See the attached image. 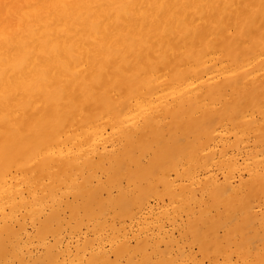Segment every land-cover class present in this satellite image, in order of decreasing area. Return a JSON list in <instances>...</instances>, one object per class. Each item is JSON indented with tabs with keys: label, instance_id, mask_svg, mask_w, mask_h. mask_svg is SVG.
Instances as JSON below:
<instances>
[{
	"label": "bare ground",
	"instance_id": "obj_1",
	"mask_svg": "<svg viewBox=\"0 0 264 264\" xmlns=\"http://www.w3.org/2000/svg\"><path fill=\"white\" fill-rule=\"evenodd\" d=\"M4 3L0 264H260L264 0Z\"/></svg>",
	"mask_w": 264,
	"mask_h": 264
},
{
	"label": "snow or ice",
	"instance_id": "obj_2",
	"mask_svg": "<svg viewBox=\"0 0 264 264\" xmlns=\"http://www.w3.org/2000/svg\"><path fill=\"white\" fill-rule=\"evenodd\" d=\"M0 7L11 10L13 7H16L15 5H11L8 3H4L0 5ZM47 7L49 8H55V9H63L65 11L68 10H81V14L83 10H89L90 11V16L95 17L93 19V24L98 22V20L103 19V13L101 10L104 8L108 7L104 5L103 3H77V4H69V3H63V4H53V5H48ZM97 13H99V16L97 17ZM5 19H7V16H5ZM217 244H220L221 241L219 239L216 240ZM209 253L211 252V247H209ZM67 264V262H65ZM75 264V262H73ZM136 264H197V262H189V261H171V260H160V261H153L151 259H145V260H140L136 261ZM199 264H216L215 261L211 259V256L209 255V258L199 262ZM247 264V262H246ZM260 264H264V259L260 261Z\"/></svg>",
	"mask_w": 264,
	"mask_h": 264
},
{
	"label": "rangeland",
	"instance_id": "obj_3",
	"mask_svg": "<svg viewBox=\"0 0 264 264\" xmlns=\"http://www.w3.org/2000/svg\"><path fill=\"white\" fill-rule=\"evenodd\" d=\"M28 229H31V227H28ZM174 234L177 235V231H174ZM38 248H39V249H38ZM38 248H37V250L39 251V250H40V247H38ZM37 250L35 249V251H37ZM194 250H196L195 247H194Z\"/></svg>",
	"mask_w": 264,
	"mask_h": 264
}]
</instances>
